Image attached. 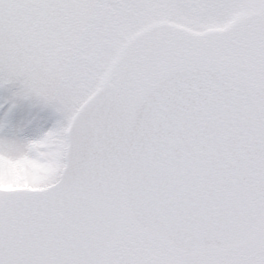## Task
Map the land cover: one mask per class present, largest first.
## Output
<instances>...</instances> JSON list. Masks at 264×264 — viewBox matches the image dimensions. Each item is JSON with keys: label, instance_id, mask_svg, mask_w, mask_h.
Listing matches in <instances>:
<instances>
[{"label": "snow or ice", "instance_id": "snow-or-ice-1", "mask_svg": "<svg viewBox=\"0 0 264 264\" xmlns=\"http://www.w3.org/2000/svg\"><path fill=\"white\" fill-rule=\"evenodd\" d=\"M0 264H264V0H0Z\"/></svg>", "mask_w": 264, "mask_h": 264}]
</instances>
